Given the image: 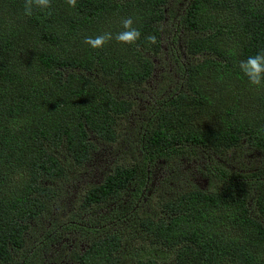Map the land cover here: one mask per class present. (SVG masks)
Masks as SVG:
<instances>
[{
  "label": "trees",
  "instance_id": "trees-1",
  "mask_svg": "<svg viewBox=\"0 0 264 264\" xmlns=\"http://www.w3.org/2000/svg\"><path fill=\"white\" fill-rule=\"evenodd\" d=\"M167 3L77 0L71 8L52 0L51 15L26 17L24 0H0V264H36L37 249H26L24 238L57 199L54 184L119 138L118 119L132 103L105 83L132 89L151 77ZM126 17L141 32L136 44L84 43L104 32L115 37ZM172 17L186 35L174 61L181 87L150 108L135 163L114 167L83 193L80 208L100 219L60 225L86 239L69 251L72 264H264V88L251 87L238 67L264 52V0H186ZM241 145L247 159L261 158L258 167L233 173L214 162L203 174L216 186L176 194L162 207L167 219L131 208L126 217L112 213L128 193L147 191L161 161L196 151L216 158ZM124 217L139 244L126 250V235L109 228Z\"/></svg>",
  "mask_w": 264,
  "mask_h": 264
},
{
  "label": "rangeland",
  "instance_id": "rangeland-1",
  "mask_svg": "<svg viewBox=\"0 0 264 264\" xmlns=\"http://www.w3.org/2000/svg\"><path fill=\"white\" fill-rule=\"evenodd\" d=\"M185 2L186 0H168L167 18L160 24L161 50L157 56L151 57L153 61L151 77L142 86L132 89L115 90L110 82L105 83L117 97L132 103L131 111L118 119L117 129L120 135L116 142L98 145L97 152L91 155L87 162L78 169H69L66 172V179L59 180L58 184H54L59 190L57 199L52 202L48 209L49 212L45 211L35 223L31 224V228L24 238L26 249L32 247L37 249L36 264H40L42 257H44V264H72L68 258L69 251L73 247L81 251L86 245V239L79 231H63L60 225H66L67 221L71 219L82 222L100 219L96 214L90 216V212L95 213L96 210L92 212L80 208L83 193L90 186L99 183L114 167H125L135 163L138 154L136 151L137 137L147 119L150 108L158 100L174 94L178 85L179 88L181 87V77L174 61L176 51L177 54L181 51L186 35L177 31L176 19H173L172 16L175 12L181 11ZM262 158L264 160V155ZM260 159L258 157L247 159L246 149L241 145L216 158L208 156V153L196 151L185 157L174 158L169 162L163 160L153 168V178L145 189L147 191H142L137 197H134V191L128 193L120 203H114L113 206L116 207H112V209L114 208L112 213L120 211L126 217L129 213L128 208H131L140 216L147 215L155 217V219H167L170 214L163 212L162 207L176 194L193 187L211 190L216 186L217 181L214 178L203 174L206 168H213L217 163L235 173L238 170L255 168L256 165L258 167L256 162ZM251 162L255 165H251ZM105 211L108 209H103V212ZM125 217L120 221L113 222L109 227L120 230L126 235L124 250L130 246L139 245L134 242L131 234L133 223ZM55 228L57 230L52 231ZM123 256L126 260L125 263L131 262L126 253H123ZM11 257L14 261L21 258L19 251L13 253Z\"/></svg>",
  "mask_w": 264,
  "mask_h": 264
},
{
  "label": "clouds",
  "instance_id": "clouds-1",
  "mask_svg": "<svg viewBox=\"0 0 264 264\" xmlns=\"http://www.w3.org/2000/svg\"><path fill=\"white\" fill-rule=\"evenodd\" d=\"M69 7L75 8L77 0H66ZM52 0H24L23 10L26 17H32L34 11L51 15ZM131 17H126L121 21L122 30L115 34L104 32L95 37H86L84 43L93 50L102 49L107 43L115 39L121 45H134L141 37V32L134 27ZM149 44H156L157 38L154 35L145 37ZM239 70L249 83L257 90L264 88V52L249 56L239 62Z\"/></svg>",
  "mask_w": 264,
  "mask_h": 264
}]
</instances>
